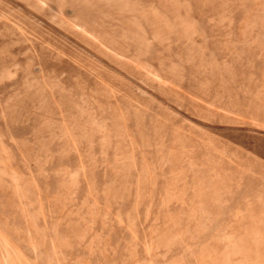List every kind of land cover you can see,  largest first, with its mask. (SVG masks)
<instances>
[{
  "label": "rangeland",
  "instance_id": "obj_1",
  "mask_svg": "<svg viewBox=\"0 0 264 264\" xmlns=\"http://www.w3.org/2000/svg\"><path fill=\"white\" fill-rule=\"evenodd\" d=\"M0 264H264V0H0Z\"/></svg>",
  "mask_w": 264,
  "mask_h": 264
}]
</instances>
